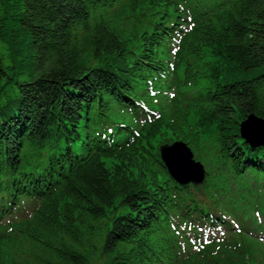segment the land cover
I'll return each instance as SVG.
<instances>
[{
    "label": "trees",
    "instance_id": "trees-1",
    "mask_svg": "<svg viewBox=\"0 0 264 264\" xmlns=\"http://www.w3.org/2000/svg\"><path fill=\"white\" fill-rule=\"evenodd\" d=\"M263 65L264 0H0V264H264Z\"/></svg>",
    "mask_w": 264,
    "mask_h": 264
},
{
    "label": "water",
    "instance_id": "water-1",
    "mask_svg": "<svg viewBox=\"0 0 264 264\" xmlns=\"http://www.w3.org/2000/svg\"><path fill=\"white\" fill-rule=\"evenodd\" d=\"M240 133L252 145H263L264 119L253 113L248 114L240 122ZM254 138H261V141L251 142L250 139L254 140ZM158 152L163 166L177 184L199 186L204 182L206 177L205 166L194 158L192 149L185 141L175 140L171 143L160 144Z\"/></svg>",
    "mask_w": 264,
    "mask_h": 264
},
{
    "label": "rangeland",
    "instance_id": "rangeland-1",
    "mask_svg": "<svg viewBox=\"0 0 264 264\" xmlns=\"http://www.w3.org/2000/svg\"><path fill=\"white\" fill-rule=\"evenodd\" d=\"M263 71L264 70V65L263 66H261V67H259V68H257V70H255V73H257V72H260V71ZM203 163V162H202ZM206 168V170H208V167L206 166L205 167ZM233 222H234V226H237V221L236 220H233ZM255 223H253V225H254ZM263 227H264V224H263ZM259 237H260V240H262V242H264V234H261V235H258ZM260 246H258V247H260L261 248V250H262V252H263V256H264V244H259ZM260 257H261V255H260Z\"/></svg>",
    "mask_w": 264,
    "mask_h": 264
},
{
    "label": "bare ground",
    "instance_id": "bare-ground-1",
    "mask_svg": "<svg viewBox=\"0 0 264 264\" xmlns=\"http://www.w3.org/2000/svg\"><path fill=\"white\" fill-rule=\"evenodd\" d=\"M260 133V132H259ZM260 136V135H259ZM260 139V140H259ZM250 141L251 142H253V143H255V142H259V141H261V138H254V140L253 139H250Z\"/></svg>",
    "mask_w": 264,
    "mask_h": 264
}]
</instances>
